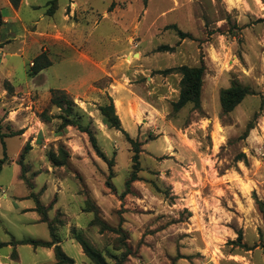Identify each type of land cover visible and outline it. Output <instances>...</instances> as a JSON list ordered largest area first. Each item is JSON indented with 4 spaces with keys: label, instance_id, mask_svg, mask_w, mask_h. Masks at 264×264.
Wrapping results in <instances>:
<instances>
[{
    "label": "rangeland",
    "instance_id": "obj_1",
    "mask_svg": "<svg viewBox=\"0 0 264 264\" xmlns=\"http://www.w3.org/2000/svg\"><path fill=\"white\" fill-rule=\"evenodd\" d=\"M200 64V109L173 112L181 75L162 71ZM234 80L254 94L222 114L219 91ZM259 93L264 0H0V242L52 231L75 264H95L76 236L108 264H264ZM60 94L82 127L58 129ZM108 96L120 130L98 109ZM127 136L140 149L128 189ZM60 147L64 163L52 165ZM0 260L55 261L52 247L29 244L0 246Z\"/></svg>",
    "mask_w": 264,
    "mask_h": 264
},
{
    "label": "trees",
    "instance_id": "obj_2",
    "mask_svg": "<svg viewBox=\"0 0 264 264\" xmlns=\"http://www.w3.org/2000/svg\"><path fill=\"white\" fill-rule=\"evenodd\" d=\"M9 2L14 8H16L18 7L20 0H9ZM112 5L113 3L110 4L109 9H111ZM171 27L177 31V34L180 38H185L189 36V34L179 30L176 27V25H172ZM163 48L166 49L167 46H159L157 49L161 50ZM44 66L45 65L37 64L34 66V71H38ZM162 72L164 73L178 72L181 75L180 91H179L178 98L176 101L172 102L171 104L173 112L179 111L181 108H183L187 104H192L194 109H200L201 87H202V80H203V73H204L203 64H200L198 66L180 65L177 67L167 68L163 70ZM250 94H254V92L250 90V87L243 85L236 80L232 81L228 87L220 89L219 103H220L222 114H227L231 112L247 95H250ZM259 96H260L259 109H262L264 106V95L262 93H259ZM51 101L55 104V106H57L60 109V113L59 115H57V118H59L60 120L58 129L60 130L64 129L68 125L77 126L78 128L82 127L81 124L77 123V121L72 118L71 116L72 105L65 94H60L58 95V97L55 96L51 99ZM98 109L105 123H107L110 127H113L119 130L121 129L120 120L118 118V115L115 112V107H114L112 98L110 96H108V103L98 106ZM51 117L53 116L48 115L45 110L40 113V118L43 121H49ZM253 126L254 125L252 124V122H249L247 124L245 135L247 134V131L250 130ZM82 131L89 135L90 141L93 147L96 149V152L98 153L100 157L104 158L102 152L96 146L94 136L89 132L87 128H83ZM123 132L125 135H127V133L124 130ZM20 133H21V130L18 132H11L8 134V136H14ZM5 136L6 134H3L0 132V142L2 146H4L3 137ZM128 139L133 145V156H132V171L130 173V177L125 183L126 189H128L130 186V183L136 179V172L138 171L139 151H140L139 143L137 141H133L129 137ZM24 152H25V149L23 150L21 155H23ZM65 156H66V153L62 147L59 148V155L55 154L54 152L48 153L49 161L51 162L52 165H55V166L62 165L64 163ZM239 157L244 158V154H240ZM2 164H3V158L0 159V170H1ZM108 165L110 166V164ZM255 205H256L257 210L260 212V214L264 218V201H261L255 198ZM39 209L43 210L41 206H39ZM42 221H44V219ZM76 240L78 244L80 245L83 254L90 261H92L95 264H108V262L102 256V254L98 250H96L93 246H91L86 240H84L80 236H76ZM54 242H59V240L56 239L55 235L51 231L50 241H40V240L31 239V238H26V239H22L18 241L12 240L11 244L13 246L16 244H29L32 246L40 245V246H45V247H52L55 261L50 264H75L74 259L69 257L62 250L61 246L58 243L54 244ZM2 245H7V243H0V246Z\"/></svg>",
    "mask_w": 264,
    "mask_h": 264
},
{
    "label": "bare ground",
    "instance_id": "obj_3",
    "mask_svg": "<svg viewBox=\"0 0 264 264\" xmlns=\"http://www.w3.org/2000/svg\"><path fill=\"white\" fill-rule=\"evenodd\" d=\"M228 2L232 3L233 0H228ZM135 56H138V53H136ZM136 58H137V57H136ZM125 60L128 61V62H130V60H131L130 55H126V56H125Z\"/></svg>",
    "mask_w": 264,
    "mask_h": 264
},
{
    "label": "crops",
    "instance_id": "obj_4",
    "mask_svg": "<svg viewBox=\"0 0 264 264\" xmlns=\"http://www.w3.org/2000/svg\"><path fill=\"white\" fill-rule=\"evenodd\" d=\"M12 239L10 240V241H12V240H16V239H14L13 237H11ZM10 241H8V242H0V243H7V245H9L10 247H12V244L10 243ZM83 253V252H82ZM6 258V257H5ZM0 261H2V260H0ZM1 263V262H0Z\"/></svg>",
    "mask_w": 264,
    "mask_h": 264
}]
</instances>
